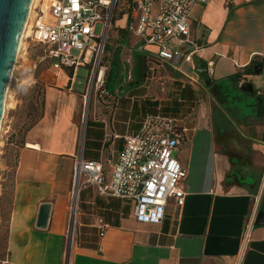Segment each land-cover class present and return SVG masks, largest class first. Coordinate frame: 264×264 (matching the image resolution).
Returning a JSON list of instances; mask_svg holds the SVG:
<instances>
[{"label": "crops", "instance_id": "1", "mask_svg": "<svg viewBox=\"0 0 264 264\" xmlns=\"http://www.w3.org/2000/svg\"><path fill=\"white\" fill-rule=\"evenodd\" d=\"M130 9L115 27L119 45L132 48L131 77L117 76L85 120V89L75 90L71 68L45 84L41 115L18 147L5 264H264V224L256 223L264 210V0L196 5L193 44L172 43L183 55L178 64L157 58L155 47L132 33ZM146 114L184 129L174 154L187 173L183 205L171 198L160 224L140 223L130 200L81 179L72 214L79 151L102 161L108 175L107 162ZM42 204L49 212L39 227Z\"/></svg>", "mask_w": 264, "mask_h": 264}, {"label": "built area", "instance_id": "2", "mask_svg": "<svg viewBox=\"0 0 264 264\" xmlns=\"http://www.w3.org/2000/svg\"><path fill=\"white\" fill-rule=\"evenodd\" d=\"M110 2L49 0L43 6V3L37 5L34 1L24 37L48 50L51 67L56 73L69 67L73 78L79 65L93 62L88 75V93L94 90L99 95L106 93V66L100 64L99 59L110 29ZM207 2L208 0H130V30L144 44L155 47L157 58L178 64L183 55L172 43L182 40L193 44L191 15L196 5ZM98 22L103 24L101 35L95 34V24ZM23 49L22 45L19 53ZM72 50H77L78 53L73 55ZM191 57L192 52L184 56L187 61ZM207 66L211 67L212 62L208 61ZM126 73L127 78H130V71ZM14 76L13 73L12 79ZM183 131L170 117L146 114L138 131L123 137L122 149L117 159L107 162L108 175L102 161L84 159L80 150L73 168L72 214L76 208L77 186L83 179L84 184H93L100 194L130 200L137 222L160 224L165 217V205L169 199L172 198L178 206L184 203L183 183L187 173L174 155Z\"/></svg>", "mask_w": 264, "mask_h": 264}, {"label": "rangeland", "instance_id": "3", "mask_svg": "<svg viewBox=\"0 0 264 264\" xmlns=\"http://www.w3.org/2000/svg\"><path fill=\"white\" fill-rule=\"evenodd\" d=\"M49 0H35V4L46 6ZM111 12L109 20L111 29L108 31L101 50L100 64L106 66L104 73L105 89L112 92L118 85L115 79L125 77L127 68L126 59L131 57V46L119 45L116 36V21L127 13L129 0H110ZM103 24H95V34H102ZM26 36V35H25ZM24 36V37H25ZM23 51L17 58L14 78L12 79L7 96V108L3 118L2 131L0 133V264H5L6 250L5 241L7 233V222L11 207V196L14 185L15 166L19 154L18 147L24 143L26 129L31 122L41 114V100L45 90V84L54 83L65 78L62 71L56 73L51 67V60L48 57V50L30 40L23 38ZM71 53L76 55L77 50ZM114 62H117L122 70V75H118V69ZM139 60L137 59V62ZM93 63V62H92ZM83 64L77 67L75 73V90L84 91V97L89 90V69L93 64ZM108 77V78H107ZM58 79V80H57ZM102 94L91 90L88 95L87 114H90L93 103L102 101ZM84 97L81 99V107L84 110ZM216 115H214V120ZM177 148L174 150L176 154ZM75 207V206H74ZM69 225L68 242L71 241L74 234L72 219Z\"/></svg>", "mask_w": 264, "mask_h": 264}, {"label": "water", "instance_id": "4", "mask_svg": "<svg viewBox=\"0 0 264 264\" xmlns=\"http://www.w3.org/2000/svg\"><path fill=\"white\" fill-rule=\"evenodd\" d=\"M30 1L0 0V123L3 118L4 96L16 59L18 41L29 12ZM195 65L198 71H205L199 66L198 59H195ZM88 95L87 92L84 100V120L87 116ZM48 212V205L42 204L38 212L37 226L45 225ZM256 223L264 224V210H259L257 213Z\"/></svg>", "mask_w": 264, "mask_h": 264}, {"label": "bare ground", "instance_id": "5", "mask_svg": "<svg viewBox=\"0 0 264 264\" xmlns=\"http://www.w3.org/2000/svg\"><path fill=\"white\" fill-rule=\"evenodd\" d=\"M34 1L35 0H31L30 1L29 12H28L26 21H25L24 26H23V30L21 32V35H20V38H19V41H18V48H17V53H16V59H15L14 64H13V68H12V71H11V75H10L9 82L7 84V88H6V92H5V96H4V102H3V118L5 116L6 108H7L8 88H9V85H10V83L12 81L13 73H14L15 68H16L17 57L19 56V52H20L21 46L23 45V38L27 34L26 33L27 22H28L29 15L31 13V7H32ZM106 2H110V1L109 0H106ZM3 118H2L1 123H0V133H1V126H2V122H3Z\"/></svg>", "mask_w": 264, "mask_h": 264}, {"label": "trees", "instance_id": "6", "mask_svg": "<svg viewBox=\"0 0 264 264\" xmlns=\"http://www.w3.org/2000/svg\"><path fill=\"white\" fill-rule=\"evenodd\" d=\"M108 78V77H107ZM106 86V85H105ZM105 95H107V94H105ZM100 97V96H99ZM42 106H43V98H42V100H41V108H42ZM41 115V114H40ZM40 115H39V117H40ZM38 117V118H39ZM38 118L37 119H35L33 122H31L30 124H29V126L27 127V129L26 130H28L30 127H32L33 125H34V123H36V121L38 120ZM183 138V137H182Z\"/></svg>", "mask_w": 264, "mask_h": 264}]
</instances>
